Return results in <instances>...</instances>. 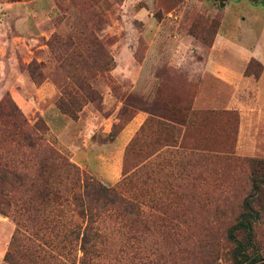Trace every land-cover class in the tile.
Instances as JSON below:
<instances>
[{"label":"rangeland","instance_id":"1","mask_svg":"<svg viewBox=\"0 0 264 264\" xmlns=\"http://www.w3.org/2000/svg\"><path fill=\"white\" fill-rule=\"evenodd\" d=\"M218 34L231 42L232 61L253 55L245 74L259 83L250 86L258 120L248 142L239 109H196ZM257 57L264 62V0H0V101L30 124L39 121L43 135L37 148L14 135L0 145L4 161L34 178L28 188L7 189L14 204L11 214L0 213L7 235L0 264H10L5 254L16 236L38 264H81L90 228L100 235L88 264L263 262L264 63ZM140 109L148 119L120 142ZM116 160L117 179L108 181L106 166ZM83 174L94 180L89 219L73 200L43 203L53 241L29 237L35 212L24 202H43L44 175L65 194L83 190ZM99 186L110 191L98 198ZM114 194L134 209L117 207ZM246 203L255 211L252 233L234 229Z\"/></svg>","mask_w":264,"mask_h":264},{"label":"trees","instance_id":"2","mask_svg":"<svg viewBox=\"0 0 264 264\" xmlns=\"http://www.w3.org/2000/svg\"><path fill=\"white\" fill-rule=\"evenodd\" d=\"M41 129V123L39 121L35 124H30L25 115L17 106L11 109L5 106V103L3 101H0V145L3 143L4 138L7 137L6 135H14L17 137V142H22L23 145L30 148H37L41 146L43 141ZM49 151L52 157H61L54 148H49ZM33 179L34 178L26 171H18L14 165L10 164V162L4 161L0 153V213H3L4 215L11 214L10 207L14 204L10 200L12 199L11 197H9L11 193L7 191V189L10 191H17L16 187H18V185H20L19 187L28 188L29 185H34ZM43 180L46 182L45 186L41 189V197L43 199V202L41 204H38L37 201L34 202L33 200H28L26 202H29V205H26V202H24V204L26 209L30 208L35 212L32 218H28L30 225L33 227V229H30L33 233H31V236L29 237H34L36 238L35 240L41 241L44 246H49L53 241V236L51 235L50 228L52 227V223L54 221L48 219L50 218L49 215H47V217H44L41 213V207L43 206V203L50 205L51 203L63 202V200H73L75 205L74 211L79 216H82L84 218L87 216V218L89 219V207L87 199L92 195V193L90 192L92 188H90V186L94 183V180L83 174V190L80 192L74 190L72 193L66 192L65 194H61L59 192V189L53 190L54 187L52 186V181L50 180L49 176L44 175ZM2 186L5 187L3 188ZM93 189L97 190V193L93 194L97 195L98 198L99 195L105 196L110 191L107 188L101 186H99L97 189ZM111 201L117 207H123L124 209L129 210L134 209V205L130 203L129 200H126L120 195H112ZM16 205L17 204H15V206ZM246 206V211L241 215V219L239 223L234 226V229H244L251 232V230L253 229L252 223L254 222V218L256 216L254 215L255 211L253 207L249 203H246ZM16 208L20 209L19 206H16ZM17 222L21 224V221ZM54 226L56 227L58 226V224L56 223ZM62 226L64 225L62 224ZM92 229L93 228H90V230H88L86 234L84 233V236L82 238L81 249L84 253V258H82L81 264H88L85 258H87V255H92L94 253V248H92L91 242L93 241V238H97L98 235H100L98 232L92 231ZM65 237L66 232L62 235L61 240H64ZM33 258L34 259H29L27 253L24 250L20 249L19 239H17V236L14 237L10 249L5 254V260L10 264H38V259H36L35 257Z\"/></svg>","mask_w":264,"mask_h":264},{"label":"crops","instance_id":"3","mask_svg":"<svg viewBox=\"0 0 264 264\" xmlns=\"http://www.w3.org/2000/svg\"><path fill=\"white\" fill-rule=\"evenodd\" d=\"M224 38L221 34H218L213 42L202 70L204 79L196 96L195 105L196 109H239L241 115L240 136L241 138L244 137L248 142L249 138L252 139L257 133L258 120L255 116L257 109L253 105L255 102L251 99L253 94L250 86L256 87L259 83L245 74L249 58H252L253 55L252 53L249 54V58L246 60L232 61L231 42ZM257 58L261 60L259 57ZM122 104L124 103L122 102ZM122 104L118 109L122 107ZM149 114V112L141 109L134 112L131 120L126 124L119 136L120 142L125 143L134 137L148 119ZM118 168L119 162L117 160L114 164L107 165L105 178L108 181H116ZM6 236L0 235V240L4 238L6 240ZM3 243L0 241V257L5 250Z\"/></svg>","mask_w":264,"mask_h":264},{"label":"water","instance_id":"4","mask_svg":"<svg viewBox=\"0 0 264 264\" xmlns=\"http://www.w3.org/2000/svg\"><path fill=\"white\" fill-rule=\"evenodd\" d=\"M216 1H221V2H224V1H227V0H216ZM252 1H254V2H258V1H260V0H252ZM260 264H264V261H263V262H261Z\"/></svg>","mask_w":264,"mask_h":264}]
</instances>
